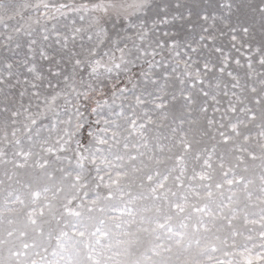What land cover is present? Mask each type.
<instances>
[{"label": "rangeland", "instance_id": "1", "mask_svg": "<svg viewBox=\"0 0 264 264\" xmlns=\"http://www.w3.org/2000/svg\"><path fill=\"white\" fill-rule=\"evenodd\" d=\"M0 264H264V0H0Z\"/></svg>", "mask_w": 264, "mask_h": 264}]
</instances>
